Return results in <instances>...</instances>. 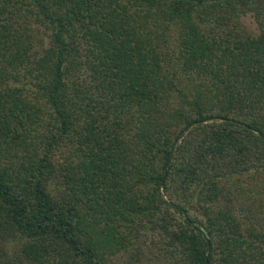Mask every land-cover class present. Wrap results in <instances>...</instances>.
Segmentation results:
<instances>
[{
	"label": "trees",
	"instance_id": "1",
	"mask_svg": "<svg viewBox=\"0 0 264 264\" xmlns=\"http://www.w3.org/2000/svg\"><path fill=\"white\" fill-rule=\"evenodd\" d=\"M263 171L264 0H0V264H264L223 201Z\"/></svg>",
	"mask_w": 264,
	"mask_h": 264
},
{
	"label": "rangeland",
	"instance_id": "2",
	"mask_svg": "<svg viewBox=\"0 0 264 264\" xmlns=\"http://www.w3.org/2000/svg\"><path fill=\"white\" fill-rule=\"evenodd\" d=\"M237 24V22H234ZM239 31L241 32H248L252 35H259L261 33L260 26L258 22L255 19V16L252 13H247L241 16L239 21ZM176 40H177V33L175 35L169 36L168 35V43L167 45L173 49V58L170 61L172 65V69L174 67H177V59L175 54V48H176ZM186 84L184 86V93L189 94V96L192 98V92L195 91L196 93H199L200 91H203L206 93V95L203 97V101H208L210 97L213 96L212 93H210V89L207 86H202L201 80L200 82L197 81L195 84H192L191 78L192 76L187 74H181L180 75ZM188 85V86H187ZM189 85L192 88L189 89ZM212 86V85H211ZM184 93L181 95H175V99L171 105V107L179 110H185L189 108V105L186 101H184L183 96ZM218 98L215 99V102H212L215 104V109H218V107L222 106L217 101ZM130 118L128 117V120ZM213 120L208 121L207 123H212ZM131 124H129L125 132L129 130V133L125 136L127 138L126 142L133 141V135ZM211 126V124H210ZM211 128V127H209ZM202 130V129H201ZM200 131V130H199ZM204 132V130H202ZM203 132H200L203 135ZM125 134V133H124ZM136 142V150L139 151L140 145L143 144L142 137L136 138L134 140ZM138 142V143H137ZM147 157V156H145ZM226 190V197H223L224 203L227 204V207L233 211V213L238 217V219L241 221V225L244 231H247L250 227L258 228L259 230H264V171L263 172H257L253 176L246 175L244 177H241L239 175H236L234 180L229 183L228 188H224V193ZM166 237L162 234H154L150 236L149 242L147 245L145 243L140 247L141 251H128L123 252L115 257H113V263L114 264H177L178 259V253L177 251H174L172 248H169L166 245Z\"/></svg>",
	"mask_w": 264,
	"mask_h": 264
}]
</instances>
